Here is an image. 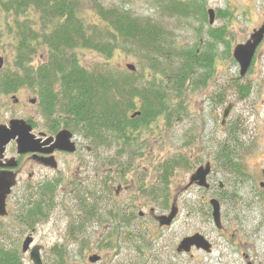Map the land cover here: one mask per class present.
Listing matches in <instances>:
<instances>
[{"label":"rangeland","instance_id":"374dc122","mask_svg":"<svg viewBox=\"0 0 264 264\" xmlns=\"http://www.w3.org/2000/svg\"><path fill=\"white\" fill-rule=\"evenodd\" d=\"M202 2L200 8L183 16L164 11L154 0H78L81 6L78 14L83 19L86 33L106 45L102 52L76 48V57L86 70L103 67L118 75L119 72H131L125 66L133 63L137 74H143L140 79H148L150 83L155 78V70L146 67L145 55L150 51L147 53L146 47L126 42L121 36L115 37L102 20L100 7L123 8L138 17L143 26L158 25L159 33L142 35L154 47V38L160 40L166 49L161 55L157 51L153 53L159 58L163 55L162 59L167 62L179 61L181 57L174 54L176 49L209 47L206 40H209V31L215 28L225 27L226 40L231 47L229 50L223 42L215 47L214 72L205 85L192 86L191 80L185 84L186 91L181 97L173 95L174 103L186 108L185 114L181 112L180 120L174 117L171 126L165 125L163 119L158 120L152 125L153 132L145 131L143 136L138 134L131 147L112 137L109 147L95 146L79 173V162L75 156L68 155L62 161L70 168L69 172L51 176L66 178L64 183L67 184V178L74 175L88 178L96 173L99 177L108 173L113 176L111 184L93 179L83 185V190L70 196L56 191L53 207L33 226L16 221L18 208L22 207L20 203L26 200V193L17 190L8 200L9 215L6 219L0 218V248L13 252L22 264H33L29 252L23 251V242L31 234L33 245L43 246L40 254L43 264H59L63 259L66 264H91L88 258L94 254L101 255V261L94 264H264V189L260 186L264 182V39L247 75L241 76L240 65L233 57L236 45L246 43L256 28L264 24V0ZM208 9L216 11L213 26L208 21ZM34 12L35 9L30 8L28 17L22 16V20L28 22L27 25L32 23L30 25L39 32ZM13 23L12 13L0 7V56L4 59L0 72L16 70L14 59L18 37ZM36 51L28 67L41 65L48 53L43 45ZM167 62L164 63L169 64ZM157 77L164 83L167 80V75L162 72H158ZM13 80L17 81L15 77ZM239 83L252 86L249 94L240 93ZM220 96L224 98L223 102H219ZM230 102L234 107L223 126V111ZM26 116L30 117L24 106H16L11 98L0 94V123L12 117ZM76 135L80 145L88 144L82 132L78 131ZM233 140L238 144L235 160L243 166L248 177L244 178L217 160L220 148ZM181 154L190 165H177L169 171L168 179L163 180L165 162L179 158ZM209 160L214 164L209 176L212 188L188 186L193 172ZM111 166L114 172L109 173ZM220 182L225 184V190L220 189ZM249 185L259 193L252 195ZM118 186L122 188L116 193ZM156 188L160 191L154 197L151 190ZM90 192L92 194L88 195ZM81 194L83 202L74 199ZM28 195L27 198H31L30 193ZM163 196H168L167 202ZM212 197L222 204L223 231L213 220L212 205L209 204ZM174 201L179 207L177 218L169 227L161 226L150 210L155 208L156 214H168ZM86 202L87 208L84 207ZM92 204H96L97 214L89 218L87 212ZM141 211L144 212L142 217ZM116 214L132 216L133 220L124 223ZM195 233L203 234L210 241L211 251L193 247L189 253L179 252L180 241Z\"/></svg>","mask_w":264,"mask_h":264},{"label":"trees","instance_id":"16d2710c","mask_svg":"<svg viewBox=\"0 0 264 264\" xmlns=\"http://www.w3.org/2000/svg\"><path fill=\"white\" fill-rule=\"evenodd\" d=\"M154 2L157 7L159 6L166 12H174L183 16L191 14L203 5L202 0L201 2L199 0H154ZM0 7L6 12H11L15 19L13 25L18 37V43L15 46L17 55L14 59L16 71L35 69L28 67L27 64L31 63L37 47L45 46L48 53L44 55L42 64L36 68H54L53 82L59 85L54 99L49 102V109H59L57 111L63 113L65 117L69 116L70 118L63 119L64 124L75 121V129L82 130L85 135L90 136L97 148L100 145L109 147L112 137L116 142L122 141V144L131 147L132 143L137 140L138 134L143 136L145 131L153 132L151 131L152 125L158 120H165V125L169 126L174 117L180 120L181 112L185 114L186 108L175 104L173 95L181 97L186 91L185 84L191 80H193L192 86L205 85L214 72L215 47L219 42L226 43L229 50L231 47L226 40L225 27L215 28L209 31V40H206L209 47L176 49L174 54L177 58L181 57L179 61L167 62L162 59L163 55L159 58L153 53L157 51L161 55L166 49L164 45H161L160 40L157 41V38H154L156 41V47H154L149 44L146 37H143L149 32L152 35L155 32L159 33L161 29L158 25L157 27L152 25L154 29L148 25L143 26L138 17L135 18L123 8L103 9L100 7L102 20L112 29L110 32L115 37L121 36L126 42L130 41L139 47H146L147 53L150 51L151 54L145 55L148 60L146 67L155 70L153 73L155 78L149 83L148 79H140L143 76L141 73L124 72L120 74L119 72L115 75L103 67L86 70L81 65L76 57V48H89L102 52L106 50V45L86 33L82 23L83 19L78 14L81 8L78 0H1ZM30 8L35 9L34 15L38 18L36 27L39 32L31 26L32 23L29 22L27 25L28 22L22 20V16L28 17ZM202 10L205 12L204 8ZM116 32L118 35L115 34ZM107 58H109L108 55ZM158 72L167 75L165 83L157 77ZM47 76L53 77L50 73H47ZM23 78L17 76L19 81ZM35 78L34 74L27 76L26 79L31 80L27 83H35ZM11 87L6 84L4 88L11 89ZM251 88L249 83H239L241 94H249ZM223 100L224 98L220 96L219 102ZM138 111L141 115L132 118V114ZM237 145L236 140H233V143L224 144L220 148L217 159L226 168L234 169L242 175L243 166L240 167L235 160L236 153H238ZM177 157L165 162L166 164L162 167L163 180L168 179L169 171L172 172L177 165H190L185 155L181 154L179 158ZM157 191L160 189H152L151 194L156 197ZM54 196L53 193L52 199ZM163 197L167 202L168 196ZM228 200L231 198L229 197ZM41 207L38 203L35 211H29V216L37 220L38 214H43ZM88 213V216L93 214L91 211ZM110 213L112 216L115 215L112 210ZM116 216H119L124 223H130L132 220V216L119 214ZM22 221L24 224H35L29 218L22 219ZM65 262L63 259L59 264H66ZM0 264L22 263L13 252L0 248Z\"/></svg>","mask_w":264,"mask_h":264},{"label":"flooded vegetation","instance_id":"af4514ba","mask_svg":"<svg viewBox=\"0 0 264 264\" xmlns=\"http://www.w3.org/2000/svg\"><path fill=\"white\" fill-rule=\"evenodd\" d=\"M53 70L54 68H35L30 72H0V94L6 96V98H11L14 105L21 107L24 106L27 113L30 115V117H23L27 125L24 126L25 129L23 128L24 130L22 131V135L27 137L29 143L27 145L25 144L26 146L20 147L19 141L21 139V135L19 133H16L12 140L4 146L5 150L3 151V153L0 152V176H4V174L12 175L14 181H16L15 185L11 189V194H9L6 200L7 211H9L8 200L13 194H16L17 190L26 193L24 196L26 198L25 203H20L22 207L18 208L17 211L16 218L19 221L29 218L36 223L40 219L47 216V214L49 213V209L53 207V199L51 195L54 193L56 197V191H58V193L61 192L66 195L68 194L70 196L71 194L77 193L80 189L83 190V185L91 182V180L93 179H98V183H102L103 181L104 183L108 182L109 184H111L113 180L112 174L111 176H108V173L106 174L107 176H103V174H101L100 177L96 173L95 176H91L88 178L74 175L69 179L67 178V184L64 183L66 178L54 179L51 177L53 173L59 172L61 175H63V173L61 172H69L70 168L68 167V165H66L65 161H62V159L64 157H67L68 155L75 156L76 161L79 162L77 170V173H79L80 169L84 168L82 167V165H84L86 158L91 156V153L95 148L93 141L88 140L86 135L85 137L88 140V144L86 146L80 145L79 141L77 140L76 134L78 131L75 129V121L64 124L63 119L66 117H70H65L63 113L57 111L59 109H49V102L51 99H54V96L56 95L55 91L58 90L59 86L57 83L53 82L55 78V76L52 74ZM32 73L36 75V85L22 83V85L16 86L15 84L17 83V81H14L12 79L13 77L21 76L23 74L32 75ZM47 73H50V75L53 77L47 76ZM6 84H13L14 86H12L11 89H6L3 87ZM13 119H15V117H12L0 124H4L7 127H10ZM63 130H68L71 133L72 136L69 138V140L76 147V151L66 152L58 147L59 143L57 135ZM212 160H216L215 155L212 156ZM212 160L211 174L213 173L212 171L214 167ZM111 171L114 172L113 166L110 167L109 173H112ZM245 172L246 171L244 170V172L242 173V176H244V178L248 177V174H245ZM244 178L242 179L244 180ZM249 186V192L252 195L254 192L259 193L257 189L253 188L254 186ZM260 186L262 189H264V182H261ZM119 187L120 189L122 188L121 186ZM219 187L220 189L224 188L225 190L224 184L220 183ZM211 188L212 186L210 187V189ZM36 191L37 193H35ZM28 193H30L31 198H27V196H29ZM87 194L91 195L92 192ZM27 199H29L28 202ZM74 199H78L79 201L83 202V194L76 196ZM38 203H40L42 206L41 210L43 214H38V218L36 220L34 217L29 216V211H35L34 209L38 205ZM88 206L89 205H87L86 202L84 207L87 208ZM95 208L96 204H92V207L90 206L88 211H96ZM0 218L6 219L5 217L1 216ZM28 225L33 226L35 224L28 223Z\"/></svg>","mask_w":264,"mask_h":264},{"label":"water","instance_id":"95a60500","mask_svg":"<svg viewBox=\"0 0 264 264\" xmlns=\"http://www.w3.org/2000/svg\"><path fill=\"white\" fill-rule=\"evenodd\" d=\"M209 21L210 24L213 25L216 17L215 10L209 9ZM264 39V24L256 28L254 33L250 35V37L246 40V43L237 44L236 47L233 49V57L237 63L240 65V73L241 76L247 75L248 69L252 65V60L255 57L257 53V48L259 45L263 42ZM3 58L0 56V67L3 65ZM126 68L136 71V67L133 63H128L126 65ZM233 108V104H229L228 107L224 111V120L223 124L226 123V120L228 119V116ZM141 112H136L132 114V118H135L136 116H140ZM26 121L13 119L11 122V125L7 127L6 125H0V152L3 153L4 146L8 144L12 138L16 135V133H19L21 135V139L19 141L20 147L26 146L29 141L27 137L22 135V131L25 129L24 126H26ZM29 127V126H27ZM24 128V129H23ZM58 143L61 150L63 151H70L74 152L76 150V147L73 143L70 142L69 138L72 136L71 133L67 130H63L58 133L57 135ZM26 144V145H25ZM24 151V150H23ZM211 173V163L209 162L206 166H200L194 174L191 176L190 181L188 183V186H191L193 184H197L198 186H202L205 188H209L210 185L207 183V178L209 174ZM14 179L12 175H6L0 176V215L6 216V199L9 194H11V188L15 185ZM223 184V183H221ZM210 204L212 205V215L214 216V222L217 228L223 229L222 225V215H221V209L222 204L216 199L212 198L210 199ZM179 211V207L176 206V201L172 204L171 211L168 215L161 214V215H155V210L152 209L151 212L156 218V220L159 221V224L161 226H168L170 225L176 218ZM140 215H143V213H140ZM33 242V237L29 236L26 238V240L23 242V251L29 252V256H31V259L33 261V264H43L42 262V255L41 249L43 246H33L31 248V244ZM192 247H195L197 249H204L207 252H210L212 247L209 242V240L200 233L192 234L191 236L184 237L180 241V244L178 245L177 249L180 252H191ZM101 259L100 255L94 254L88 258L89 262L94 264L95 262L99 261Z\"/></svg>","mask_w":264,"mask_h":264},{"label":"bare ground","instance_id":"6f19581e","mask_svg":"<svg viewBox=\"0 0 264 264\" xmlns=\"http://www.w3.org/2000/svg\"><path fill=\"white\" fill-rule=\"evenodd\" d=\"M46 49V48H45Z\"/></svg>","mask_w":264,"mask_h":264}]
</instances>
